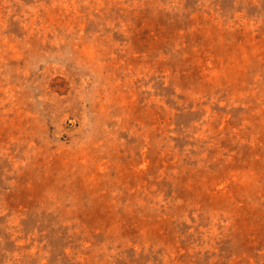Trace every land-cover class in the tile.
I'll return each mask as SVG.
<instances>
[{"label": "rangeland", "instance_id": "374dc122", "mask_svg": "<svg viewBox=\"0 0 264 264\" xmlns=\"http://www.w3.org/2000/svg\"><path fill=\"white\" fill-rule=\"evenodd\" d=\"M0 264H264V0H0Z\"/></svg>", "mask_w": 264, "mask_h": 264}]
</instances>
